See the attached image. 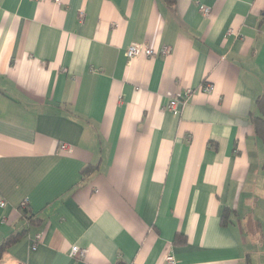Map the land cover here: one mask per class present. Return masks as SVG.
<instances>
[{
  "label": "crops",
  "instance_id": "1",
  "mask_svg": "<svg viewBox=\"0 0 264 264\" xmlns=\"http://www.w3.org/2000/svg\"><path fill=\"white\" fill-rule=\"evenodd\" d=\"M263 14L0 0V244L28 230L0 264H264Z\"/></svg>",
  "mask_w": 264,
  "mask_h": 264
},
{
  "label": "built area",
  "instance_id": "2",
  "mask_svg": "<svg viewBox=\"0 0 264 264\" xmlns=\"http://www.w3.org/2000/svg\"><path fill=\"white\" fill-rule=\"evenodd\" d=\"M54 1L59 2V0H54ZM208 12H209L208 8L202 7L203 15L208 14ZM154 53H155L154 49L146 44H131L126 50V57L128 59H132L133 57L140 56V55H143L146 57H152ZM169 53H170V48L164 47L161 50V54L163 55H167ZM211 89H212V86L209 84L203 85L202 87V91L205 93H209ZM177 106H178V102L175 99H173V100H170L166 108L167 110L173 112L177 110ZM59 150L67 151L68 147L65 144H61L59 147ZM25 205L27 204L23 203L21 206L23 207ZM3 207H5V202L0 199V208H3ZM40 237H41L40 234L35 236V240L31 243L32 250L36 249L37 244L40 242ZM85 253H86L85 250H82L76 246H73L70 248L69 256L73 259L82 258ZM165 264H175V261L173 260L171 256H169V257H166Z\"/></svg>",
  "mask_w": 264,
  "mask_h": 264
},
{
  "label": "trees",
  "instance_id": "3",
  "mask_svg": "<svg viewBox=\"0 0 264 264\" xmlns=\"http://www.w3.org/2000/svg\"><path fill=\"white\" fill-rule=\"evenodd\" d=\"M167 2V4H169L170 6L174 5L175 0H165ZM264 16V14H263ZM257 107L259 108V113L260 116L255 117L252 116L251 117V122L253 124V127L255 129V132L258 134L262 131V129L264 128V120L262 119V114H264V111H262V109L260 108V101L256 103ZM87 172L92 171V167H88ZM19 212L21 214V217H23L25 219V221L27 220L29 222V224H33L34 223V217L32 215V213H30V210L28 208V205L25 206H21L19 208ZM36 222V221H35ZM22 237H28V230H22L19 231L15 234H11L9 235L7 238H5L2 243L0 244V258L2 257V255L7 251V249H9L13 244L17 243L18 241H20V239Z\"/></svg>",
  "mask_w": 264,
  "mask_h": 264
}]
</instances>
